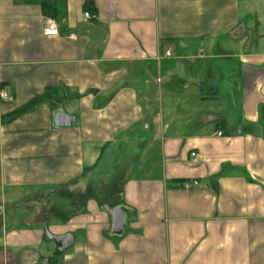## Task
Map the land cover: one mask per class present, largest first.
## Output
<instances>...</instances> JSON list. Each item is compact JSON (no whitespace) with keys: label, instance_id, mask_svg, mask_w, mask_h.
I'll list each match as a JSON object with an SVG mask.
<instances>
[{"label":"crops","instance_id":"crops-1","mask_svg":"<svg viewBox=\"0 0 264 264\" xmlns=\"http://www.w3.org/2000/svg\"><path fill=\"white\" fill-rule=\"evenodd\" d=\"M179 60L197 95L149 114L144 78ZM0 93V259L264 264V0H0ZM58 112L73 124L53 127ZM44 193L57 215L30 207L15 227L14 205ZM46 231L72 246L56 256Z\"/></svg>","mask_w":264,"mask_h":264},{"label":"rangeland","instance_id":"rangeland-1","mask_svg":"<svg viewBox=\"0 0 264 264\" xmlns=\"http://www.w3.org/2000/svg\"><path fill=\"white\" fill-rule=\"evenodd\" d=\"M182 52H184V51H182ZM173 54H175V52H173ZM176 54H180V53L176 52ZM181 54H183V53H181ZM172 62H174V61H172ZM217 62H218V60H214V62H211V63L215 64ZM175 63H180V65L176 66ZM205 65H206V62L202 61L200 63L198 62L196 67L197 68L204 67ZM172 66H173L171 68L172 69V75L170 77H167L166 74H163V73H162V76L159 77L160 78L159 80L160 81L162 80L163 84H160V85L156 84L155 80L158 78L156 77V75L154 73L151 76H148V77L146 76L144 78L145 82L142 85V89L146 94H149V96L151 97L150 105H151L152 111L149 113L151 115H153L154 113L157 112L159 101H160V105H162L164 107L166 106V100H167L166 97H172V96L185 97V96H189V94L193 95L194 91L196 92L195 94L197 95L198 90H197L195 79L199 82L204 80L202 77L195 78V76H193L191 74L188 75V73H187L188 69H187V65H186L185 61H182V60L175 61L174 65H172ZM178 76L181 78V80H179V78H177ZM184 80L185 81L189 80V82L187 83ZM168 82H170L171 90L167 88L169 86ZM182 83H184V86ZM213 84H214V86H216L217 82H215ZM187 85H189V90L184 89ZM157 86H159V89ZM228 86H229V84H227V82H225V89ZM220 87H224L222 82H220ZM172 88H173V90H172ZM158 91L160 94L158 93ZM221 93H223V92H221ZM158 94L160 96H158ZM222 97L225 98L224 100H226V102L228 104L231 103L230 101L228 102V99H226L227 97L225 96V92L223 93ZM147 117H148V115H147ZM98 176H101V175H98ZM43 195H44V197H42L40 195V196L34 197L33 199L26 200L23 203L18 202L14 205V208L11 211V215L13 217L16 216L15 220H14L16 222L15 227L19 226V224L25 225L27 223L29 224V222L30 223L32 222V221H27L29 216H30L29 215L30 207L33 208L34 212L37 215L36 216L37 220H35L34 223H40L42 221H46V219H48L47 214L48 213L50 214V211L54 212L53 216L57 215V211L60 210V201H58L57 198L55 200H53V198L51 197V194H45L44 193ZM42 202H44V204ZM71 206L72 205H70V207ZM8 208H10V207L9 206L4 207L5 210H7ZM69 209H71L69 212L70 214H66V215L74 214L73 210H75V209L78 210L79 208H78V206H76L74 208L72 206ZM25 212H27V213H25ZM20 217H22V219H18ZM0 218H1V216H0ZM12 218H10V219H12ZM25 219H27V220H25ZM11 222H13V220ZM59 222L62 223V222H64V220L61 219L60 221H58L57 217L56 218L54 217L51 221V223H53V224H58ZM43 243H44L43 244L44 246L51 247V249L53 248V250L55 251V244L53 242L45 241ZM43 254H44V256H47L50 254V252L49 253H43ZM28 255L34 256V254H32L30 252H26V251H24V252H7V253L5 252V253H2V255H1V259H0L1 262L0 263L1 264H4V263L5 264H21V263H16L15 259H20V260L26 259V258H28Z\"/></svg>","mask_w":264,"mask_h":264},{"label":"water","instance_id":"water-1","mask_svg":"<svg viewBox=\"0 0 264 264\" xmlns=\"http://www.w3.org/2000/svg\"><path fill=\"white\" fill-rule=\"evenodd\" d=\"M73 124V118L58 112L53 117L52 125L55 128H67ZM111 218L110 233L113 236H120L126 224L125 212L119 208L105 209ZM45 239L55 244L56 250L60 253L67 251L73 244V237L70 234L53 235L46 231Z\"/></svg>","mask_w":264,"mask_h":264},{"label":"built area","instance_id":"built-area-1","mask_svg":"<svg viewBox=\"0 0 264 264\" xmlns=\"http://www.w3.org/2000/svg\"><path fill=\"white\" fill-rule=\"evenodd\" d=\"M83 17H84V20H89L93 18V16H91V14H88V13H85ZM55 27L56 26L54 22L52 21L45 22L44 24L45 35H57V29ZM166 56L168 57L169 53H166ZM0 101L10 103L12 99L5 93H0ZM218 135H221V134L218 132ZM193 185H196V183H193Z\"/></svg>","mask_w":264,"mask_h":264},{"label":"trees","instance_id":"trees-1","mask_svg":"<svg viewBox=\"0 0 264 264\" xmlns=\"http://www.w3.org/2000/svg\"><path fill=\"white\" fill-rule=\"evenodd\" d=\"M36 104V103H35ZM35 104H32V105H28L26 106V108H23L20 112L21 113H26V112H29L30 110H32L34 108V106H36ZM63 253H60L58 251L55 252V255L56 256H61ZM52 260V259H51Z\"/></svg>","mask_w":264,"mask_h":264}]
</instances>
